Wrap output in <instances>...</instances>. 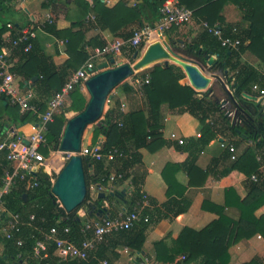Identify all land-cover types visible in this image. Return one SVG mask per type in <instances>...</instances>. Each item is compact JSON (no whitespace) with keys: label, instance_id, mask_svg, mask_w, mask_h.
<instances>
[{"label":"trees","instance_id":"1","mask_svg":"<svg viewBox=\"0 0 264 264\" xmlns=\"http://www.w3.org/2000/svg\"><path fill=\"white\" fill-rule=\"evenodd\" d=\"M94 1L99 3V0ZM164 1L141 0L140 4L129 11L128 15L132 18H129L128 21L132 20L137 28L144 26L155 28V24L161 19L160 8ZM178 1L180 4H185V7L192 11L198 7V13L195 10L193 15L202 12L205 15H203V21H206L209 27H215V23L218 22L221 38L231 41L237 40L238 45L236 48L230 45L223 46L221 40L207 30H203L192 43L175 41L170 38L169 32L164 31L162 34L170 38V48L180 55L202 63H206L208 59L215 56L216 60L212 63L211 70L221 73L227 71L228 82L232 84L234 94L239 99L243 95L253 96L255 94L252 91L253 85H257L259 90H264V74L241 60L243 54L247 51L264 66V0H230L236 5L243 17L250 22L249 29H242L238 23H226L220 16L218 17V11L221 10L227 0ZM6 2L7 0H0V15L5 13L7 9ZM111 11L101 6L95 14L94 23L90 22L91 26L100 27V29L110 28L114 37H118L120 40L129 39L133 34L132 30L117 33L115 29H112L111 21L108 19ZM114 11H116V8ZM86 21L89 22L90 20L86 19ZM43 29L49 35L64 37V33L60 34L56 30L54 21L51 23L45 22ZM15 32V30L10 31L7 24L0 20V54L6 41L5 34L7 33L12 38L11 40H14L17 37ZM247 40H249L248 45L245 44ZM29 43L31 47L27 51L24 50L27 44L25 42L18 43L13 47L12 51L13 55L17 57V63L12 67V72L22 79V86L24 82L36 76L37 79L33 86L40 95L46 97L60 91L68 76L79 69L80 65H83L88 58L84 47L77 50L78 46L69 37L66 40V47L69 50L70 60L60 66L54 64L52 56L43 50L35 37H31ZM87 45L102 47L105 45V41H89ZM143 47V42L136 48L126 44L121 52L131 62L134 59L136 60ZM107 61L109 63L110 58ZM146 76L148 78L147 82H145ZM140 78L144 81L142 94L146 109L133 110L122 114L119 111L120 104L126 102V96L132 93L133 88L129 83L121 84L120 92L125 97H121L120 94L113 101L112 107L106 111L103 119L99 121L98 126L94 128L92 144L99 143L100 140V152L102 154L116 151L113 159L106 165L105 159L97 160L86 155L82 156V162L87 187L95 182L105 183L108 179L110 167L114 168L116 174L121 173L123 175L119 182L131 176L132 189L126 199V210H131L136 203L141 202L143 197H146L150 203V208L144 209L142 215L147 216L148 221H141L132 228L123 229L105 237L87 260L58 261L53 255L55 250L53 243L48 242L46 257L35 262L31 259L33 247L37 240L43 238V232L48 231L50 227L56 226L59 230L65 227L68 228V236L78 243L91 234L90 231L82 232L84 220L79 218V211L84 210L85 216L93 218L102 217L107 213L111 216L115 214L105 209L99 211L102 200L98 198L91 201L89 190H87L86 197L81 205L72 212H66L51 194L53 186L51 176L41 173L37 178V187L27 191L20 183L17 189H13L5 197L7 210L20 214L23 221L27 222L28 216L30 214L34 215L31 226H21V231L16 234V236L20 235L23 239L21 247H16L15 237L4 239L0 235V242H4L7 248L5 254L9 257L18 259L23 263L26 262V264H99L101 260L108 259L106 255L108 251L114 252L119 247H127L134 254L139 253L143 246L144 234L150 226L161 220L171 221L187 212L190 201L184 198H176L182 196L184 189L175 181L174 173L181 167L186 169L189 166L190 168V165L194 164V156L182 164L169 163L163 167L161 175L168 187L167 195L173 197L168 198L161 205H157L155 199L148 197L142 190L141 185L145 173L138 172L133 175L131 173L136 166L142 164L140 149L144 148L154 152L159 147L168 144L162 138L161 132L163 128L161 108L164 104L167 105L169 110L175 111L179 115L189 116L200 127V136L196 141L189 138L186 144L184 143L185 145L176 144L178 150L191 151V149L197 147L199 153L212 140L219 137L228 138L227 144H225L226 147L221 150L219 157L212 160L214 165L219 161H223L225 164L224 169L218 173L219 178L226 177L233 170H238L249 181L246 197L244 199L237 198L235 204L240 212L236 221L225 219L219 212L220 218L201 232L195 233L190 229H184V235H181L178 239L180 252H183V259L177 264H190L199 257L201 259L196 264H226L229 258L227 250L230 244L241 238H250L256 234L264 238V213L260 216L255 215V212L264 205V177L261 171L258 170L259 163L255 160V153L251 148H246L237 159L230 161L232 154L229 152L230 147L235 150L241 144L231 139V136L239 137L238 132H243L246 138L254 141L256 149L264 150V121H261V118L254 121L251 118L243 117L237 111L236 116L239 117L241 124L231 123L230 117L226 116L228 111L226 106H222L221 102L214 98V95L208 94L207 91L197 93L186 82H182L184 73L175 65L168 67L154 65L143 70L140 73ZM220 89L224 93L227 103L230 102L229 104L233 105L234 101L224 87L220 86ZM256 94L258 95V92ZM68 98L67 111L80 112L84 108L86 99L77 85L69 93ZM2 100L7 99L3 96ZM39 106L44 109L45 103L39 104ZM6 108L9 107L6 106ZM14 109L18 111L17 107ZM17 111L10 113L13 116L12 123L16 124L15 126L19 127L35 120V117L30 113H19ZM66 121L63 110L48 123L45 135L46 146L40 149L43 155L46 156L49 151L57 150ZM246 156L249 160L246 164H243V159ZM90 167H93V173H89ZM195 171L194 169V171L188 172L191 180L194 179L197 173ZM192 172L195 173L194 177L191 175ZM200 173L201 171L198 169V176ZM252 175L257 176L256 181L250 180ZM193 183H195V180ZM23 194L26 195V199L23 198ZM233 196L234 189H226L224 204L230 205ZM108 204L111 207V199L108 200ZM204 208L207 209L208 207L204 206ZM208 209L215 211L214 208ZM155 247L156 256H159L164 248L159 242L155 243ZM246 264L260 263L257 259H254Z\"/></svg>","mask_w":264,"mask_h":264},{"label":"crops","instance_id":"2","mask_svg":"<svg viewBox=\"0 0 264 264\" xmlns=\"http://www.w3.org/2000/svg\"><path fill=\"white\" fill-rule=\"evenodd\" d=\"M172 1L176 2L179 5L185 6V4H180L178 0ZM140 3L141 0H99V3L95 2L94 0H8L6 2L7 9L5 13L0 15V20L1 22L7 24V27L10 31L15 30V35H17V32L21 29H29L30 31H32L34 33V37L37 39L43 50H45L47 54L52 56L54 64L56 66H60L70 60L69 50H67L66 47L67 37L73 40L74 44L78 46L77 50L80 48L82 49V47H84V50H86V47L93 48L87 45L89 41L97 42L99 40H102L105 41L106 44L114 39H118V37H114V34L112 33L110 28L100 29V27L98 28L91 26L90 22L94 23L95 14L97 13V11H99L101 6L112 10L110 12V15H108V19H110L112 29H115V32L124 33L129 30L134 31L136 29H144V27L145 29H147L148 26L137 28L132 20L128 21L129 18H132L128 15L129 11L134 9L136 5ZM115 8L116 11H114ZM195 10L196 13H198V7L193 11ZM203 15L204 14H202V12L197 15L195 14L193 15L191 21L187 24L168 30L167 32H169L170 38L180 43H192L193 41H195L198 35L203 30H207L203 27V24L207 23L206 21H203ZM217 15L218 17L220 16V18L223 19V21H225L226 23H238L242 29H249L250 27V22L243 17L236 5L233 4V2H231L230 0H227L223 4L221 10L218 11ZM48 16L54 19L53 21L55 23L56 30L60 34L64 33V37L52 36L44 32L43 27ZM86 19L90 21L88 22L86 21ZM217 24L218 22H216L214 26L219 28ZM5 35L4 36L6 41L4 46L1 48V54H4L7 57L11 65L10 71L12 72V67L15 63H17V57L13 55V46L11 45L12 38L9 37L7 33ZM148 44L152 46L154 44H158L164 51L163 59L167 60V58L165 57L167 56V49L165 48L161 40H159V36L157 35V33L151 36L146 44V48L148 47ZM245 44L248 45L249 40H247ZM86 53L87 55H89L87 50ZM120 55H122V53ZM212 59L213 63L214 60H216V57L213 56ZM112 60L114 61L115 59L112 58ZM208 60L206 63H202L200 61H198L197 63L203 66L202 69H204V74L211 78V81H219L220 86H223L226 91L229 89L227 92L234 101H232L233 105L229 104L230 102L225 103V101H223V104L229 105L226 116L230 117V122L234 123L235 125L241 124L239 117L236 116L237 111H239L243 115V117L251 118L254 121L261 118V121H264V96H259L256 94L257 92L254 91L255 94L253 96L243 95L242 98L239 99L235 96L236 94H234V88L232 84L228 82L227 71L226 73L212 71V63L208 64ZM241 60L242 62H245L254 67L261 74H264L263 64L250 52L246 51L243 54ZM94 62V66L97 68L98 65L104 63L105 60L103 59L102 63H98V60L96 59L94 60ZM171 63L179 65L174 62ZM81 66L82 64L80 65V67ZM179 66L182 67L181 65ZM204 66L206 68H204ZM12 74L14 75V88L16 89V91H18V93L30 94L31 101L36 103L37 105L45 103L47 98H49V96L46 97L40 95L37 90H35L33 86L35 81H32V79L24 82V85L22 86V79L16 76L13 72ZM212 75L217 76L218 79H214ZM80 88L81 90H83L84 86ZM221 93L224 95L222 91ZM120 94L119 95L121 97H125L123 93L120 92ZM213 94L214 92L211 90L210 95ZM132 96L136 97V95H133V92L129 95L127 94L126 100H131ZM2 97L3 95H0V141L4 140L7 137L8 131H15L18 135H28L29 133L33 132L31 123L34 120L28 122V124L22 126L20 125L19 127L15 126L16 124L12 123L13 116L10 115V113L17 111L14 109L17 106L11 104L7 100H2ZM141 97L144 98V96ZM143 101L145 102V99ZM143 101H139L140 104H142ZM6 106H8L9 108H6ZM133 110L144 109H141L137 107V105H134L130 110H127V112ZM17 112L20 113L19 108ZM161 115L163 122V128L161 130L162 138L167 141L168 144L159 147L154 152H150L144 148L140 149L139 152L142 156V164L136 166L133 171H131V173L132 175L138 172L145 173L141 188L148 197L155 199L157 205H161L168 198L173 197L167 195L168 187L161 175V170L163 169V167L169 163L182 164L190 159V157L194 156V164L192 166L190 165V168L189 166L186 167V169L185 167H181L174 173L175 181L177 182V184H179L180 187H183L184 189L182 196L176 198H184L190 201V206L187 212L175 217L173 220H161L157 224L150 226L144 234L145 238L143 246L139 253L134 254L129 248L126 252L125 248L127 247H119L114 252L108 251L106 254L108 258L107 260L111 264H126L128 262V259L133 256L146 258L148 260V264H177L179 261H181L183 255V252H180L178 239L181 235H184V229H190L195 233L201 232L204 229H207L213 222L217 221L220 218L219 212H221L222 216L225 219L227 218L232 221H236L240 213L235 206L237 198L244 199L247 195V186L249 181L244 174L238 172V170H233L226 177L219 178L218 173L219 171H222L224 169L225 164L223 161H219L214 165V161H212L213 159L219 157L220 152L223 149V147H221V144H227L228 138L219 137L216 140H212L199 153L197 147L191 149V151L178 150L176 148L177 143L170 140L169 135L171 133L178 134L180 137L184 138L185 144L189 138L193 139V141H196V139L200 136L199 124L193 121L187 115H179L175 111L169 110L167 105L165 104L161 108ZM238 136L239 137L231 136L232 140L241 143L240 146L235 148V152L233 153V155H235V158L237 159L246 148H251L253 153H255V160L259 163L258 170L261 171L264 177V170L260 169L261 166L264 165V150L256 149L255 142L251 139L246 138L243 132H238ZM48 153L51 152L49 151ZM248 160L249 158L247 156L244 157L243 164H246ZM230 161H232L231 158ZM108 163L109 161L105 160V164L107 165ZM193 168L197 171L195 177V173H191V175L194 177V179L192 180L193 182L195 180L196 184L192 182L188 173L189 171H194ZM198 169L199 171H201L199 176ZM89 170V173H93V167H90ZM45 171H49L48 165H46ZM114 173V168L110 167L109 175ZM22 185L25 190H32L24 186V184ZM17 186L13 189H17ZM131 186L132 183L130 176L129 178L121 182H110L108 181V179L105 183L95 182L88 187V190H91L90 196L93 198L91 199V201H94L98 198L102 200L99 211L105 209L110 213L114 212L116 214L117 212L122 210L126 211V199L132 189ZM228 188L234 189V196L231 200V204L225 205V190ZM24 195L25 194H23V198L26 199ZM99 195H103V197H99ZM5 197V213L4 211L1 213L0 223H2V221L7 218L8 214L13 213L7 210V201ZM109 199L112 200L111 207L108 204ZM204 206L208 208H214L215 211L209 210L208 208L206 209L204 208ZM263 213L264 205L255 212V215L260 216ZM19 216L23 224L26 223L22 220L20 214ZM79 218L84 220V223L97 219L85 216L84 210L79 211ZM0 235L3 237L2 233H0ZM17 237H20L22 239L20 235H15V238ZM40 240H43V238ZM156 242L161 243L162 247L164 248V251L161 250L159 256H156ZM6 252L7 248L5 247L4 242L1 241L0 264H13L16 261H19L18 259L9 257L7 254H5ZM227 253L229 258L226 264H246L254 259H257L260 264H264V238L259 234H256L251 236L250 238H241L240 240H236L235 242L230 244ZM41 254H43V252ZM53 255L59 261L55 250ZM45 257H42L41 259ZM31 259L35 262L41 260L35 258L33 253L31 255ZM200 259L201 257L194 260L190 264H196ZM21 263L26 264V262Z\"/></svg>","mask_w":264,"mask_h":264},{"label":"built area","instance_id":"3","mask_svg":"<svg viewBox=\"0 0 264 264\" xmlns=\"http://www.w3.org/2000/svg\"><path fill=\"white\" fill-rule=\"evenodd\" d=\"M161 19L156 23L155 27L158 33L162 34L171 28L181 27L193 18V11L185 6L179 5L172 0H166L160 8ZM47 23L53 22V19L48 16ZM203 27L217 36L221 40V45H230L236 48L238 41H231L229 39H222L220 29L217 27H209L207 23ZM151 33V29H136L132 36L127 40L114 39L102 47H86L88 51V58L83 65L75 70L67 79L60 91L55 92L45 101V108L41 109L39 105L31 101L30 94H20L14 88V75L10 71V63L4 54H0V95H3L11 104L19 108L20 113H30L35 117L31 123L33 132L28 135L17 134L15 131H8L7 137L0 141V215L4 210V197L9 194L14 187L22 183L24 186L33 189L37 187V178L39 174H47L45 171L46 158L40 151L46 146V132L47 125L53 120V117L62 112L69 93L77 85L79 88L84 86L85 81L95 73L97 68L93 62L96 59L103 58L107 61L117 55H120L124 45L129 44L132 47H138L140 43H144L146 36ZM34 37V33L29 29H21L17 32V37L11 41V45L15 47L18 43H27L24 50L30 49L31 44L29 40ZM108 62V61H107ZM148 78H145V82ZM143 80L135 75L130 82L133 88V95L143 96L142 84ZM81 89V88H80ZM252 91L258 92L259 96H264V90H259L257 85L252 86ZM119 111L125 113V103L120 104ZM169 139L175 141L178 145L185 143L184 138L176 133H171ZM221 147L225 148L224 143ZM100 142L88 147L81 156L89 155L94 159L112 160L116 151H109L106 154L101 152ZM229 152L232 153L231 159H235L233 153L235 150L230 147ZM68 157L70 156V153ZM72 155V154H71ZM264 170V165L261 166ZM123 175L121 173H114L108 176V181L115 182L121 180ZM250 180L256 181L257 176L252 175ZM150 208L148 198L143 197L141 202L136 203L129 211H119L111 216L108 213L97 219L84 223L82 232L90 231L89 237H85L80 242H75L70 238L69 229L52 226L48 231L43 232V240H37L33 247V254L35 258L41 259L45 257L46 243L51 242L55 247V252L60 261L66 260H87L92 252L95 251L97 245L104 240L105 237L115 234L123 229L134 227L139 222H147L148 217L143 216V210ZM34 220V215L28 216V221L23 224L19 214L10 213L7 218L0 223V233L5 239H13L17 233L20 232L21 226H31ZM17 247L23 245V240L20 237L15 238ZM128 251V248H125ZM43 252V254H41ZM183 259V257L181 258ZM99 264H111L104 259ZM126 264H148V260L144 257H130Z\"/></svg>","mask_w":264,"mask_h":264},{"label":"water","instance_id":"4","mask_svg":"<svg viewBox=\"0 0 264 264\" xmlns=\"http://www.w3.org/2000/svg\"><path fill=\"white\" fill-rule=\"evenodd\" d=\"M163 36V34H159L167 51L186 62V65L180 67L179 65L164 60V51L158 44H154L147 51L146 55H143L145 45L141 49L140 56L133 62H125L113 66L114 61L111 59L110 65L112 67H109L107 62L98 65V72H95L85 81L84 89L88 94L85 106L80 112H77L74 116L67 119L57 148L60 153H70L72 155L60 170L51 189L52 196L58 200L57 202L66 212H72L81 205L86 197L88 187L86 185L81 156L82 136L89 125L94 124L101 118L108 95L115 87L127 83L125 80L133 75L135 71H142L154 65H163L164 67L175 65L181 68L186 77V84L192 90L197 93L206 91L208 94L211 93V89H209L211 78L204 74L202 66L195 60L174 52L170 48L169 38ZM212 61L213 59L211 57L208 60V64H211ZM148 64L151 65L146 67ZM212 77L218 79L215 75H212ZM36 79L37 77L34 76L32 81ZM99 197H103V195H99ZM13 264L22 263L16 261Z\"/></svg>","mask_w":264,"mask_h":264},{"label":"rangeland","instance_id":"5","mask_svg":"<svg viewBox=\"0 0 264 264\" xmlns=\"http://www.w3.org/2000/svg\"><path fill=\"white\" fill-rule=\"evenodd\" d=\"M150 27H147V29H149ZM145 29V27H144ZM151 29V33H149V35L146 36V39H145V42H144V46L147 44V42L149 41V39L151 38V36L153 34H160L158 33V30L155 28H150ZM164 37V36H163ZM141 52V51H140ZM141 53L138 54V56L136 58H138L140 56ZM118 57H114V64L113 66H116V65H119L121 63H125V62H130L129 59L123 57L122 55H117ZM125 58V59H124ZM98 60V63H102L103 62V58H99L97 59ZM105 60V59H104ZM135 60V59H134ZM105 62H107L105 60ZM133 62V61H131ZM196 62H198V60H196ZM93 64L95 65V62H93ZM108 66L109 67H112V65H110V63H108ZM163 66V65H162ZM203 67V66H202ZM151 68V67H150ZM204 68H206L204 66ZM149 69V68H147ZM181 70V68H179ZM143 71V70H142ZM142 71H135L133 73V75H131L129 78H127L125 81L128 83L132 80V78L137 75L140 77V73ZM182 71V70H181ZM95 72H98V69L95 70ZM183 72V71H182ZM147 78V76L145 77ZM182 82H186V77H185V74H184V79L182 80ZM121 85L115 87L111 93L108 95V98H107V101L105 103V107H104V111H103V114L101 116V118L95 122L94 124L92 125H89L84 133H83V136H82V147H81V154H83V152L90 146H93L95 144H92V140H93V134H94V128L98 126V123L101 119H103V116L104 114L106 113V111L112 107L113 105V101L115 99H117L119 97V94H120V91H121ZM209 89H211L213 92H214V98L218 99L219 102H221V105L222 106H226V109L229 108V105L228 104H223V101H225V103H227L226 101V97L221 93V90H220V84H219V81H214L212 80L211 83H210V87ZM229 90V89H228ZM227 90V91H228ZM81 93L83 94V96L85 97V99L87 100L88 98V94L87 92L85 91V89L83 88V90H81ZM132 96L131 100H126L125 105H126V108H125V113L127 112V110H130L131 107H133L134 105H137V107L141 108V109H146V103L143 101L144 98L143 97H140V96H136L134 97ZM139 101H143L142 104H140ZM135 103V104H133ZM68 104H69V98L67 99L66 101V104L63 108L64 112H65V115H66V118L69 119L70 117L74 116L77 112H72V111H67V107H68ZM62 110V111H63ZM51 153H48V155H46V159H47V162H46V165H48L49 167V171L47 172V174H49V176H51L52 178V183H54V181L56 180V178L58 177V174L60 172V170L64 167V165L68 162V160L70 159L71 157V154L70 156L68 157V154L66 153H60L57 149V151L53 152V151H50ZM90 171V170H89ZM90 189H89V197L91 199H93L90 195ZM55 198V197H54ZM56 199V198H55ZM57 200V199H56ZM58 201V200H57Z\"/></svg>","mask_w":264,"mask_h":264},{"label":"bare ground","instance_id":"6","mask_svg":"<svg viewBox=\"0 0 264 264\" xmlns=\"http://www.w3.org/2000/svg\"><path fill=\"white\" fill-rule=\"evenodd\" d=\"M8 1V0H7ZM51 25V24H50ZM158 36H159V34H158ZM155 40V39H154ZM159 40H161V38L159 37ZM161 42H163L162 40H161ZM164 45V44H163ZM148 47L146 48V46H145V49H144V52H143V55H146V53H147V51L152 47V45H150V44H148L147 45ZM166 48V47H165ZM166 53H167V56H165L166 58H167V61H171V62H174V63H176V64H179V65H186V62H184L183 60H181L180 58H178V57H176V56H174L172 53H170L169 51H166ZM142 55V56H143ZM148 65H150V64H148ZM147 65V66H148ZM146 66V67H147ZM2 96V95H1Z\"/></svg>","mask_w":264,"mask_h":264}]
</instances>
